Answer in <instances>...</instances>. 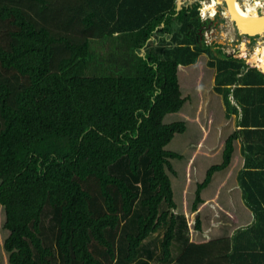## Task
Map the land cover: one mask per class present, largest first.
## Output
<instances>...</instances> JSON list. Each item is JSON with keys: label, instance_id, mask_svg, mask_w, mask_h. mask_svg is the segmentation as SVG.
I'll list each match as a JSON object with an SVG mask.
<instances>
[{"label": "trees", "instance_id": "obj_1", "mask_svg": "<svg viewBox=\"0 0 264 264\" xmlns=\"http://www.w3.org/2000/svg\"><path fill=\"white\" fill-rule=\"evenodd\" d=\"M176 2L0 0V264H114L121 228L127 229L123 217L132 215L136 229L125 235L124 261L135 260L141 242L164 228L159 263L169 264L174 211L183 205L175 200L173 179L181 181L175 166L188 155L178 150L188 128L180 117L186 97L179 66L198 68L204 57L215 69L225 118L237 113L229 87L250 84L237 78L243 57L226 55L214 41L205 44L199 4L178 8ZM254 69L249 81L262 88L264 75ZM241 89L233 97L243 113L249 106L264 109L263 101L240 102ZM236 138L235 129L220 163L196 184L191 211L203 202L212 174L229 165ZM143 156L148 194L138 197L109 168L125 157L135 176ZM246 175H237L245 196ZM48 211L57 219L52 244L43 238ZM254 211L249 230L259 238L264 210ZM199 225L196 213L194 228ZM210 245L190 243L172 264H213L204 256ZM236 252L226 248V261Z\"/></svg>", "mask_w": 264, "mask_h": 264}, {"label": "crops", "instance_id": "obj_2", "mask_svg": "<svg viewBox=\"0 0 264 264\" xmlns=\"http://www.w3.org/2000/svg\"><path fill=\"white\" fill-rule=\"evenodd\" d=\"M227 39L232 40L230 35ZM254 68L264 75V63L259 65L255 58H251V61L241 68L237 78L246 79L250 84L241 82L242 85L236 83L229 87V100L237 107V113L225 118L223 97L214 91L215 69L205 64L198 68L179 66L180 91L182 96L186 97L180 117L186 120L188 128L185 132L186 144L177 149L188 155L181 166H175L177 177L181 179L179 191L181 190L180 194L183 195V205H180L181 209L174 211L175 227L169 264L175 262L190 243L206 246L210 242L208 249L204 248V256L210 258L213 264H264V257H255L260 251L264 253V250L259 249V245L264 249V236H260L259 241L257 230H249L254 224V208L257 211L264 210V109L259 107L255 111V106H249L248 112L243 113L233 97L234 89L240 87V102L256 100L263 101L261 103L264 105V85L258 88L249 81L250 75L247 76L250 72L257 73ZM259 78L264 80V77ZM235 129L237 138L233 142L229 165L225 170L212 174L208 186L200 194L203 202L197 206L196 212L191 211L194 194H189V190H195L196 184L203 181L210 165L220 163L224 140ZM241 170L247 171L245 180L251 195H243L238 186L237 175ZM175 200L178 202L176 198ZM257 202L260 203L261 210L257 208ZM196 213L200 220L199 229L194 228ZM238 230L246 233L237 236L232 242L231 238ZM163 233L164 228H159L155 233L148 235L138 248L137 258L125 264H134L140 260L139 253L142 250L147 260L141 261V264H148V260L160 264ZM226 240L229 241L228 247ZM232 246L237 247V252L234 253L236 256L232 261H226L223 254L226 248L230 251ZM114 264L124 263L118 261L117 256Z\"/></svg>", "mask_w": 264, "mask_h": 264}, {"label": "rangeland", "instance_id": "obj_3", "mask_svg": "<svg viewBox=\"0 0 264 264\" xmlns=\"http://www.w3.org/2000/svg\"><path fill=\"white\" fill-rule=\"evenodd\" d=\"M202 2H205L207 5H209L211 7V5L215 4V0H200ZM239 3H243L244 0H237ZM252 3L254 2V0H250ZM261 3L264 4V0H258ZM202 2H196L199 4L198 9V14L200 16V13L202 12V15H206L207 18H204V20L201 21L204 23L201 26V31H202V36L204 38L205 44L211 45V43L218 44V49L222 52H225L227 54H238L241 57H243V60H245L248 64L251 61V58H255L258 61V64L260 65V63H264V60L261 59L262 58V51L264 49V32L260 33V34H256V35H251L250 36L246 33L241 32L235 25L234 23H232L231 19L228 17H224L222 14V11L225 10L224 8V3H221L220 5H216L214 7V9H210V10H206L204 12V10L200 11V9H202ZM177 3V7L180 8V6L183 4H179ZM185 4V2H184ZM255 9V5L253 6ZM260 8H257L255 10V12L257 14H259L258 10ZM262 10V9H260ZM204 12V13H203ZM229 35L231 36L232 40L228 41L227 37H229ZM218 39V40H217ZM212 40V41H210ZM213 43V44H214ZM203 56V55H202ZM261 57V58H260ZM204 57L201 58L200 61V65H204ZM172 118H175V116H173ZM185 160L183 161H178V164H183ZM114 165V166H113ZM112 166H110L109 169L111 174L114 176H117L121 179H123L128 185H130L139 195L138 197H142V196H146L148 193L145 190V185H146V178L149 175L148 171L145 169V165H146V159L143 156L141 159V163L140 165V169L137 175L132 176L128 170V166H127V159L125 157H120L115 164H113ZM112 167V168H111ZM175 185V196L178 202L181 203V197H183V195L180 194L179 190H178V186H179V180L174 178L173 179ZM189 194H193V190L188 192ZM144 194V195H143ZM185 197V196H184ZM189 202H190V197H189ZM134 208L133 211L136 212L137 210V203L138 201L136 200L134 202ZM49 209V206H47ZM165 208V206L163 205L161 207V209ZM2 217V216H0ZM47 217V218H46ZM46 217H44L43 223H44V232H43V238L45 239V241L49 244V242L52 239V236L57 232V228H56V223H57V219L55 218V213L54 212H49L47 213ZM132 217H134V215L129 216V217H123V221H126L124 225H127V229L125 230V228H121V232H120V238L118 240V261L122 262V263H126L124 261V255H125V250H126V240H125V235L127 233H135V227H136V223L134 221H132ZM55 219H56V223H55ZM133 223V225H132ZM132 225V226H131ZM128 227H130V229H128ZM165 230V229H164ZM57 234V233H56ZM1 231H0V236H1ZM52 244V242H50ZM144 250H142L139 255H141V257L139 258L140 260H137L136 262H134V264H141L143 262L141 261H145V259L147 260V258L144 257ZM159 255V254H156ZM161 255V254H160ZM56 261H59V258L56 259ZM149 261V262H148ZM148 264H154L152 260H148ZM132 264V263H131ZM156 264V263H155Z\"/></svg>", "mask_w": 264, "mask_h": 264}, {"label": "bare ground", "instance_id": "obj_4", "mask_svg": "<svg viewBox=\"0 0 264 264\" xmlns=\"http://www.w3.org/2000/svg\"><path fill=\"white\" fill-rule=\"evenodd\" d=\"M181 0H178V3H180ZM184 2H188L189 0H183ZM221 0H215V4L207 5L205 2L203 3L202 11L204 12L206 10L214 9L216 5H220ZM230 9H226L222 11L224 17L230 18V13L233 14V16L230 18L231 20L238 18L237 26L238 29L245 33H262L264 32V23H256L253 22V19L258 18L259 14L255 12L257 8L262 9V15H264V4L261 3L258 0H254L252 3L250 0H244L243 3H239L237 0H229ZM255 5L256 9L253 7ZM203 12V13H204ZM218 40V39H217ZM262 58H264V49L262 51ZM263 64V63H262Z\"/></svg>", "mask_w": 264, "mask_h": 264}, {"label": "water", "instance_id": "obj_5", "mask_svg": "<svg viewBox=\"0 0 264 264\" xmlns=\"http://www.w3.org/2000/svg\"><path fill=\"white\" fill-rule=\"evenodd\" d=\"M223 1V3H224V8H226V9H230V4H229V0H222ZM193 2L192 1H189V4H192ZM230 15L231 16H233V14H231L230 13ZM259 15H261V16H259L258 18H256V19H253L252 21L253 22H256V23H264V15H262V14H259ZM232 21V23H234V25L238 28V26H237V22H238V18H235V19H233V20H231ZM246 34H248L249 36H250V34L251 35H256V34H260V33H248V32H245ZM263 36H264V34H263Z\"/></svg>", "mask_w": 264, "mask_h": 264}, {"label": "built area", "instance_id": "obj_6", "mask_svg": "<svg viewBox=\"0 0 264 264\" xmlns=\"http://www.w3.org/2000/svg\"><path fill=\"white\" fill-rule=\"evenodd\" d=\"M189 1H192L193 3H196V2H199V3H200V2H202V1H200V0H189ZM203 3H204V2L201 3V4H202V5H201L202 7H203ZM201 10H202V9H200V11H201ZM258 12H259V14H262V10L259 9ZM199 17H200L202 20H204V18H207L206 15H204V14L202 15V12L200 13V16H199ZM210 41H212V40H210Z\"/></svg>", "mask_w": 264, "mask_h": 264}, {"label": "flooded vegetation", "instance_id": "obj_7", "mask_svg": "<svg viewBox=\"0 0 264 264\" xmlns=\"http://www.w3.org/2000/svg\"><path fill=\"white\" fill-rule=\"evenodd\" d=\"M218 1H219V0H218ZM220 2H221V3H223V1H222V0H221ZM181 3H183V4H184V1H183V0H181L179 4H181ZM185 3H189V1H188V2H185ZM176 5H177V4H176ZM222 14H223V13H222ZM231 17H232V16L230 15V18H231ZM231 19H232V18H231Z\"/></svg>", "mask_w": 264, "mask_h": 264}]
</instances>
